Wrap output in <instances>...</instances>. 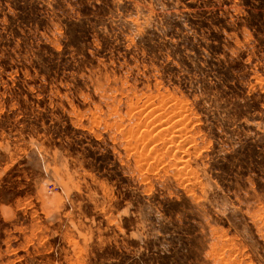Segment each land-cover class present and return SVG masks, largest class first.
<instances>
[{"label":"rangeland","instance_id":"1","mask_svg":"<svg viewBox=\"0 0 264 264\" xmlns=\"http://www.w3.org/2000/svg\"><path fill=\"white\" fill-rule=\"evenodd\" d=\"M0 264H264V0H0Z\"/></svg>","mask_w":264,"mask_h":264},{"label":"bare ground","instance_id":"2","mask_svg":"<svg viewBox=\"0 0 264 264\" xmlns=\"http://www.w3.org/2000/svg\"><path fill=\"white\" fill-rule=\"evenodd\" d=\"M155 130V129H154Z\"/></svg>","mask_w":264,"mask_h":264}]
</instances>
